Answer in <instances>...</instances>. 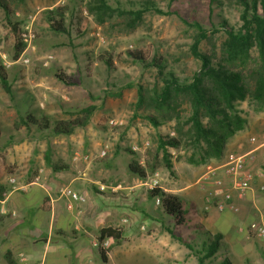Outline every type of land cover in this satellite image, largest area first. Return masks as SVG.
<instances>
[{"label": "rangeland", "instance_id": "rangeland-1", "mask_svg": "<svg viewBox=\"0 0 264 264\" xmlns=\"http://www.w3.org/2000/svg\"><path fill=\"white\" fill-rule=\"evenodd\" d=\"M7 1L14 12L13 18L21 22V33L23 25L33 20L37 40L36 49L30 52V63L18 62L4 67L9 71L12 93L5 91L0 82V183L5 184L8 190L25 186L35 176L42 178L46 175V169L50 167L47 158L62 165L69 159L80 164L86 176L97 180L103 192L108 190V196L119 197L123 201L121 197L134 192L135 208L157 205L156 200L147 196L149 188L144 184L145 179L141 181L130 172L129 164L136 160L148 169V177L158 170L160 183L173 187L177 183L176 174L168 169L162 153L156 154V147L160 135L178 136L177 122L169 120L155 127L149 121L148 113L158 118L169 115L152 104L154 88L163 84L162 75L157 67L145 68L127 51L148 48L151 56L163 58L165 72L174 71L182 80L190 78L201 66L191 51L197 36V28L192 24L198 21L207 30L208 38L201 42L200 49L216 59L220 58L227 36L221 23L227 20L230 26L239 29L242 25L241 3L238 0H152L167 13L147 11L133 26L128 15L117 11L105 15L91 12L89 7L93 0ZM107 2L114 8L138 9L145 0ZM56 6L69 8L66 13L67 33L37 26L39 12ZM5 17L0 6V50L16 59L4 38ZM84 17L90 19V25L85 33H80L78 28ZM101 54L111 57L115 68L107 67ZM252 56L256 57L255 51ZM0 65L3 66L1 59ZM252 66L251 60L248 68ZM57 69L68 73L75 83L67 85L61 82L55 76ZM245 72L249 73L248 70ZM139 87L143 88L144 94V103L140 107ZM88 106L94 107L88 124L77 127L70 136H56L48 130L40 132L34 125L28 129L19 121V112L25 114L28 110H36L39 115L44 112L52 120H57L74 117L80 108ZM241 107L250 108L246 102ZM189 113L190 109L184 112L186 115ZM115 116L124 120L123 126L111 127L108 124V120ZM188 129V125L184 127L185 131ZM145 141L150 142L147 149H133L134 145L142 146ZM103 150H107L105 156H101ZM169 151L173 166L201 168V164L189 162L191 148L170 147ZM127 186L129 188L125 189ZM214 190L215 187L211 190L203 188L205 203L208 196H213ZM126 191L129 194L123 193ZM154 214V220L145 215V225L122 243L124 247L132 248V264H198L196 252L171 236V218L164 215L159 219L160 213ZM188 217L191 223L198 222L196 216ZM181 228L174 227L177 236H182L186 242H199L197 237L194 240V234L189 237L191 229ZM250 236L244 241L246 252L232 251L236 264H259L256 253L260 252V245L264 256V241L252 234ZM222 254L219 252L216 260L207 264H219ZM125 260L117 259L123 263ZM126 264H131V260Z\"/></svg>", "mask_w": 264, "mask_h": 264}, {"label": "trees", "instance_id": "trees-1", "mask_svg": "<svg viewBox=\"0 0 264 264\" xmlns=\"http://www.w3.org/2000/svg\"><path fill=\"white\" fill-rule=\"evenodd\" d=\"M213 1V0H212ZM243 9L241 13L242 25L239 29L230 26L227 20H223L221 26L227 34L223 43L222 56L214 58L200 49V44L208 38L207 30L198 21L192 25L197 28V36L191 46L193 55L200 60L201 66L193 76L181 79L174 71L165 72L163 58L151 56V50L138 47L128 50V54L145 68L157 67L162 75V85H157L153 90L152 104L169 115L158 118L153 113L146 116L149 121L159 127L166 121L176 120L175 129L178 136L160 135L156 154L162 153L168 169L173 172V164L170 160L169 148H181L182 146L192 149L189 158L190 163L202 164L212 158L222 156L227 141L247 123L246 112L253 110L264 111V0H238ZM141 8L127 9L112 7L107 0H93L90 3L91 12L108 14L117 11L130 17V25L136 26L147 11L167 13L158 7L152 0H145ZM0 6L5 11L3 22L4 38L9 44L12 57L17 58L24 50V42L21 37V22L13 18V10L7 0H0ZM67 9L65 6L44 9L39 12L37 26L53 30L55 32H68L66 27ZM213 11V10H211ZM90 25V19L84 17L78 31L85 33ZM214 30H217L215 27ZM253 51L256 57H253ZM105 60L107 67L115 68L111 57L100 55ZM253 57V58H252ZM252 60V67L248 68ZM91 64L90 68L93 69ZM248 70L249 73H246ZM55 76L64 84H74L73 78L61 69H57ZM0 82L8 93H12L9 71L0 65ZM140 107L144 103L143 88H138ZM246 102L249 109L241 105ZM190 109L188 115L184 114ZM94 111L93 106L83 107L78 110V115L70 118L52 120L46 114H37V111L28 110L25 114L19 112V121L26 128L36 126L40 132L50 131L56 136H69L77 127L88 124ZM188 130H184L185 126ZM49 166L53 170L63 169L61 164H54L47 158ZM129 170L141 179L148 177V169L132 160ZM5 184L0 183V198L3 199L8 192ZM100 190H98L99 192ZM149 196L156 200L160 198L159 207L164 215L173 221V227L169 228L171 236L185 243L194 250L198 257V264L212 263L216 260L219 252L223 258L219 264H236L233 260L234 253L230 245L221 233H212L201 223H191L188 215L197 216L199 211L187 204L178 194L167 191L162 187L148 190ZM43 208H46L42 206ZM188 227L199 239V242H186L182 236H177L174 227ZM181 228V229H182ZM126 230L120 227L106 226L100 230L98 246L102 261L107 263L108 249L103 247V242L120 243L126 237ZM238 264H241L240 262Z\"/></svg>", "mask_w": 264, "mask_h": 264}, {"label": "crops", "instance_id": "crops-1", "mask_svg": "<svg viewBox=\"0 0 264 264\" xmlns=\"http://www.w3.org/2000/svg\"><path fill=\"white\" fill-rule=\"evenodd\" d=\"M246 119L245 127L227 141L221 157L202 163L197 170L174 164L177 183L173 187L161 184L163 189L178 194L203 214L204 217L197 216V221L212 233H221L234 252H246L244 241L251 237V222L264 223V111L249 110ZM230 152L244 156L247 170L253 173L251 187L244 197L234 196L235 209L220 211L213 206L206 210L203 188L211 190L216 187V179H221L225 186L230 185L231 179L223 169ZM62 166L63 169L57 170L48 167L44 177L38 175L39 182L35 176L26 182L27 185L13 187L3 199L0 198V209L6 210L0 215V264H20V253L27 254L33 264H126L129 260L132 264V248L124 247L122 243L145 225V215L154 220V213L158 212L161 217L158 218H163L159 205L135 208L134 192H123L129 194L121 197L123 201L119 197H110L108 190L103 192L99 182L86 176L87 173L74 160L67 159ZM210 168L214 171L211 172ZM208 174V179H203ZM64 186H70L84 200L72 202L73 207L69 208L70 198L61 194ZM106 226L124 228L127 235L120 243L110 242L106 251L107 263H104L96 242L100 230ZM259 249L260 252L256 253L258 261L264 264L261 245ZM119 258L126 260L119 263Z\"/></svg>", "mask_w": 264, "mask_h": 264}, {"label": "built area", "instance_id": "built-area-1", "mask_svg": "<svg viewBox=\"0 0 264 264\" xmlns=\"http://www.w3.org/2000/svg\"><path fill=\"white\" fill-rule=\"evenodd\" d=\"M22 40L24 42V50L16 59H11L6 51L0 50V59L1 63L4 67H11L13 64L22 62L25 64L30 63V52L36 49V40H37V33L35 28L33 27V20L28 22V24L23 25L22 33H21ZM52 58V56H49ZM124 120L118 117H112L108 120V124L111 127L117 126L121 127L124 125ZM150 146L149 141H145L142 146L134 145L133 149L135 151H140L142 149H147ZM107 154V150H103L101 152V156H105ZM79 157V155L77 156ZM84 159H88V156H84ZM223 169L225 174L230 177L231 182L229 186H225L224 182L221 179L215 180V190L213 196H208L206 198L205 209L209 210L213 206L216 207L218 210L223 211L227 208L235 209L236 204L234 201V196L236 195L239 198H242L246 195L247 190L251 187V181L253 179V173L247 170L245 158L243 155L237 154L235 152H230L228 154L227 160L223 164ZM209 170H212L210 168ZM211 174V173H209ZM209 174L206 175L203 179H208ZM14 181V178L11 179ZM36 181H40V177H36ZM144 184L148 186L149 189H153L155 187H161L160 183V172L157 170L155 171L150 177H147L144 180ZM61 194L67 198H70L69 208L73 207L74 201H83L84 197L79 194L77 191L72 189L70 186H64L61 189ZM156 204H160V198H156ZM5 214V209H0V215ZM250 231L254 236L258 239L264 241V223L253 221L250 224ZM109 240H105L103 242V247L109 246ZM98 245V242H96ZM19 263L20 264H33L29 256L25 253H20L19 255Z\"/></svg>", "mask_w": 264, "mask_h": 264}]
</instances>
